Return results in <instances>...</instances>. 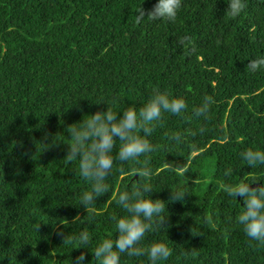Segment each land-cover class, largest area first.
<instances>
[{
	"label": "trees",
	"instance_id": "16d2710c",
	"mask_svg": "<svg viewBox=\"0 0 264 264\" xmlns=\"http://www.w3.org/2000/svg\"><path fill=\"white\" fill-rule=\"evenodd\" d=\"M156 2L0 0V264H71L82 251L86 264H99L97 244L117 237L111 217L127 215L113 197L131 190L141 165L117 161L109 191L87 212L80 198L91 183L78 175V160H64L67 126L106 111L103 103L116 113L139 109L154 87L183 98L192 119L165 113L148 137L158 150L149 154L147 182L152 198L165 201L166 228L154 226L138 246L167 244L172 255L159 264H264V247L236 224L242 201L219 186L264 183V165L249 168L240 156L264 150V69L245 72L264 57V0H245L236 18H224L225 0H182L175 23L136 24L137 9ZM184 36L194 51L178 43ZM205 95L215 100L209 121L193 114ZM173 132L183 143L167 138ZM118 149L119 142L114 157ZM176 188L184 201H170ZM61 230L74 237L86 230L89 243L63 245ZM189 249L196 255L185 257ZM120 264L150 262L121 254Z\"/></svg>",
	"mask_w": 264,
	"mask_h": 264
},
{
	"label": "clouds",
	"instance_id": "9594fccd",
	"mask_svg": "<svg viewBox=\"0 0 264 264\" xmlns=\"http://www.w3.org/2000/svg\"><path fill=\"white\" fill-rule=\"evenodd\" d=\"M225 3L227 7L224 18H236L247 7L245 0H225ZM181 7L182 0H158L151 9H145L142 5L136 11L135 23L139 25L145 19L175 23ZM178 43L185 49L195 50L189 36L180 38ZM216 43L219 45L221 41L217 40ZM261 69H264V57L250 60L245 65V72L256 73ZM214 103L211 95L203 96L201 104L193 110L194 116L209 121L211 106ZM103 104L108 105L106 111L97 110L94 114L85 115L80 122L67 126L72 143L67 144L68 150L64 160L68 163L78 160V175L91 183V191H85L81 195V207L87 212L90 211L97 199L109 191L105 181L112 174L113 165L117 161L122 164L133 162L141 167L132 169L139 179L134 182L131 190L113 197L127 215L111 217L116 226L117 237L115 240L103 239L99 242L94 250V258L99 264H120L121 254L128 257L146 255L150 264L167 261L172 255V250L167 244L153 242L148 248L138 246L145 233L151 231L154 226L166 228L164 226L166 220L161 219L165 211V201L152 198L153 189L147 182L153 176V170L149 167V154L158 150V146L153 145L148 137L162 124L165 113L190 122L192 118L184 115L188 105L183 98L173 97L170 92L159 87L151 89L147 101L139 109L129 106L124 111L116 113L112 104ZM205 131L206 128L203 126L198 129L201 135ZM189 132L193 137L197 135V131L189 129ZM166 136L175 144L183 143L185 138L180 132L166 133ZM117 142L119 149L114 157L112 153ZM141 156L145 157L143 161L139 159ZM240 156L249 168L264 165V150L249 147L242 151ZM119 171L121 174L125 173L123 167ZM224 175L230 176L231 169L225 171ZM194 183L198 184L200 180L196 178ZM219 186L229 197L242 201L243 210L237 215L236 224L242 226L250 241L257 242L253 246L264 247V183H248L242 178L236 184L220 181ZM170 190V201H184L187 194L185 191L180 188ZM206 222H211V217H207ZM56 234L61 237L63 245H71L74 241H79L82 245L89 243L86 230L78 237L63 230L57 231ZM183 255L194 256L196 252L189 249ZM86 260L87 253L82 251L71 260V264H86Z\"/></svg>",
	"mask_w": 264,
	"mask_h": 264
}]
</instances>
